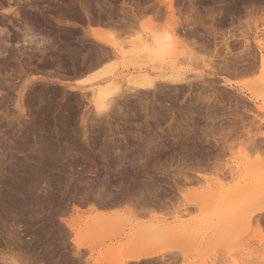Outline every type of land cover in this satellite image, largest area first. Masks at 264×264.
<instances>
[{
	"label": "rangeland",
	"instance_id": "374dc122",
	"mask_svg": "<svg viewBox=\"0 0 264 264\" xmlns=\"http://www.w3.org/2000/svg\"><path fill=\"white\" fill-rule=\"evenodd\" d=\"M32 1V5L20 7L28 16L35 9V17L26 18L30 23L39 20L36 25L31 23L35 41L47 39L42 40L47 42L44 44L32 39L33 47L24 44L21 25L6 14L14 9L12 2L2 0L5 6L0 9L8 15L3 14V19L0 14L6 22L0 37L8 38L0 45V255L6 252L2 258L19 256L21 260L26 256L33 264H94L96 260L115 264L117 260L106 255L107 248L130 236L148 238L150 226L156 224L168 232L167 239H156L160 243L157 249L172 252L164 250L161 260L140 264H162L171 255L178 256L176 264H264V213H258L264 196L260 195L264 185V112L256 108L264 107L260 64V56L264 58V0H173V13L166 11L160 0ZM7 19L12 26H5ZM109 23L114 25H104ZM141 25L159 30L158 35L170 34V54L164 50L153 57L155 62L143 57L145 64L142 60L138 64L137 59L132 64L134 56L129 58L126 42L133 39L134 30L148 29ZM10 34L21 37L16 39L18 44L9 39L13 37ZM95 36L120 45L114 62L104 57L113 53L111 47ZM225 42L231 52L226 57ZM256 42L261 45L259 50ZM68 51L73 53L71 59ZM172 62L174 73L190 85L171 86L160 81L154 91L127 90L134 68L142 66L153 76L168 72L159 68ZM218 64H226L228 71L219 69ZM110 68L112 78L104 74ZM85 76L95 81L80 82ZM118 76L121 79L117 80ZM114 79L120 81V89L114 87L119 95L114 93L101 115L91 100L92 91L102 82L116 83ZM208 96L214 101H199V97ZM207 116L214 123L208 122ZM251 139L261 143L259 152L249 148V143L255 142ZM215 167H224L223 174ZM199 173L205 174L203 179ZM245 186L248 189L243 192ZM28 197L33 199L28 202ZM103 202L110 206L104 208ZM244 208L245 218L241 215ZM236 212H240L237 219L242 225L238 220L231 234L230 225L224 223H236L237 219H232ZM248 214L255 215L251 221ZM224 227L230 235L224 234L228 233ZM221 231L220 241L216 237L218 241L211 245L210 238ZM188 237L197 242L190 243ZM205 243L211 247L205 248Z\"/></svg>",
	"mask_w": 264,
	"mask_h": 264
},
{
	"label": "bare ground",
	"instance_id": "6f19581e",
	"mask_svg": "<svg viewBox=\"0 0 264 264\" xmlns=\"http://www.w3.org/2000/svg\"><path fill=\"white\" fill-rule=\"evenodd\" d=\"M1 2H2V0H0ZM4 1V0H3ZM12 2L11 4H13V7H14V9L12 10H8V11H6V14H8V15H12V17H14V19H16L17 20V22L21 25V27H22V30H21V32H22V38H21V40L24 42V44H25V42H27L28 43V46L29 45H31V44H33V40L32 39H34V41H35V38H33L34 36L32 35V25H36L35 23H36V21H37V23H38V21L39 20H34V24L32 23V25H31V23L26 19V18H28L29 16H33V17H35L34 15H33V12H35V9H34V11H32V15H30L29 13V16L26 14L28 11H23L22 9H24V7H26L27 5L29 6L30 4H31V2H33L32 0H24V2H21V4H20V1H23V0H8L7 2H8V4H9V2ZM36 1V0H35ZM34 1V2H35ZM160 1H162V2H160V5L161 6H164V7H166V11H168L169 13H173V0H160ZM208 1V0H207ZM7 2H6V0H5V4H7ZM40 2V1H39ZM4 4V2H2V4L0 3V9H1V6H5V5H3ZM33 4V3H32ZM31 4V5H32ZM16 7H15V6ZM21 5H23L24 7L22 8V7H20ZM8 6V5H7ZM12 6V5H11ZM8 7H10V6H8ZM7 7V8H8ZM4 8V7H3ZM60 7H58V9H59ZM161 8V7H160ZM160 8H158V10H159V12H160ZM29 9H31V7L29 8ZM84 10L86 11V9L84 8ZM3 11L5 12V10L3 9ZM30 11V10H29ZM40 11V10H39ZM0 12H2V11H0ZM3 12V14H5ZM158 11H155V14L157 13ZM39 12H37L36 13V15H39L38 14ZM1 14V17L3 18L4 17V15L2 14V13H0ZM5 14V15H6ZM42 14V13H41ZM44 14V13H43ZM42 14V15H43ZM64 14V13H63ZM71 14V13H70ZM88 14V13H87ZM8 15H6V16H8ZM26 15H27V17H26ZM72 15V14H71ZM160 15V14H159ZM60 16V15H59ZM140 16V15H139ZM158 16V15H157ZM44 17V16H43ZM71 17V16H70ZM152 17V16H151ZM2 18L0 19V34H1V37H3V35H2V33L3 32H5L6 30H4L3 31V29H1L2 27V25H4V23H6L5 22V20H4V23H3V20H2ZM6 18V17H5ZM5 18H3V19H5ZM30 18V17H29ZM28 18V19H29ZM38 19H39V16L37 17ZM42 17H41V15H40V19H41ZM130 18H132V17H130ZM158 18V17H157ZM171 18H173V16L171 17ZM31 19L33 20L34 18H32L31 17ZM30 19V20H31ZM44 19H45V17H44ZM43 19V20H44ZM66 19V18H65ZM74 19V18H73ZM128 19V18H127ZM139 19V18H138ZM155 19V18H154ZM42 20V19H41ZM49 20V19H48ZM69 20V19H68ZM120 20V19H119ZM170 20V19H169ZM174 20V19H173ZM7 21H8V19H7ZM45 21V23H48L49 24V21L47 22L46 20H44ZM59 21V20H58ZM96 21H99V20H96ZM108 21V20H107ZM110 21V20H109ZM108 21V22H109ZM134 21V20H133ZM139 21V20H138ZM176 21V20H175ZM175 21H173V22H175ZM12 21L10 20V23H11ZM42 22V21H41ZM41 22H39V24L41 23ZM119 22V21H118ZM122 22V21H121ZM129 23H130V21H128ZM127 22V23H128ZM172 21H170L169 23H171ZM9 23V21L7 22V24H5V26L6 25H8V24H10ZM45 23L43 22V24L45 25ZM91 23V22H90ZM97 23V22H96ZM103 23V22H102ZM122 23H126V22H122ZM136 23V22H135ZM177 23H179V21L177 20ZM176 22H175V24H177ZM42 24V23H41ZM47 24V25H48ZM98 24V23H97ZM96 24V25H97ZM110 24L111 23H109V24H104V25H109L110 26ZM113 24V23H112ZM112 24H111V26L110 27H112ZM173 25H174V23H172ZM47 25H45V26H47ZM114 25V24H113ZM116 25V24H115ZM133 25H134V23H133ZM169 25V24H168ZM171 25V24H170ZM10 26H12V23H11V25ZM14 26V25H13ZM41 26V25H40ZM50 26V25H49ZM122 26H125V25H123L122 24ZM129 26H132V25H130L129 24ZM135 26V25H134ZM145 27V28H148V27H146V25L144 26V25H141L140 27ZM16 27V26H15ZM14 27V28H15ZM36 28H37V26H35ZM42 27V26H41ZM44 27V26H43ZM108 27V26H107ZM126 27V26H125ZM127 27H128V25H127ZM150 27V26H149ZM176 27L177 28H175V29H178V27H179V25L177 26L176 25ZM6 28V27H5ZM18 28L19 27H17V30H18ZM115 28H116V26H115ZM121 28V27H120ZM131 28V27H130ZM134 29V28H133ZM144 28H142L139 32H136V33H134L135 32V30H134V32H133V35H134V37H133V39L130 41L129 40V42L127 41L126 42V45H128V46H130V48H132L131 50L132 51H130V48L128 49V51L130 52L129 53V55H130V59H131V55L132 56H134L132 59L134 60V63L132 62V64H136V62H137V60H138V62H139V60H142V62L145 64V61H143L144 60V58H147L148 59V61L149 62H155V61H152L153 60V57L154 58H156L157 56H161V54H162V51H164V50H167V52H168V54H170L169 52H170V50H169V47L171 46L170 44V42L172 41V39H173V37L170 35V34H168V33H166V32H164V34L162 35H158L159 33H158V31L159 30H157V31H155L156 29H152L151 30V28H148V29H145L146 31H144L143 30ZM170 29V28H169ZM180 29V28H179ZM179 29H178V31H179ZM15 30V29H14ZM90 30V29H89ZM112 30V29H111ZM152 31V32H147V31ZM154 30V31H153ZM173 30H174V28H173ZM16 31V30H15ZM19 31V30H18ZM88 31V30H87ZM123 31H125V30H123ZM168 31H170V30H168ZM119 32V31H118ZM122 32V31H121ZM173 32H175V31H173ZM172 32V33H173ZM176 32H177V30H176ZM175 32V33H176ZM20 33V32H19ZM34 33V32H33ZM49 33H51V32H49ZM120 33V32H119ZM132 33V32H131ZM157 33V34H156ZM16 34V33H15ZM39 34V33H38ZM53 34V33H52ZM93 34H96L95 32L93 33ZM128 34V33H127ZM174 34V33H173ZM6 35H8L9 36V34L7 33ZM5 34H4V36H6ZM11 35V34H10ZM36 35H37V33H36ZM51 35V34H50ZM56 35V34H55ZM97 35V34H96ZM11 36H13V34L11 35ZM16 36H18V33H17V35ZM15 35L13 36V37H9V39L10 38H12V39H14V41H16V43L18 44V42H17V40L16 39H18L17 37H16ZM19 36H21V33L19 34ZM44 36V35H43ZM47 36V35H46ZM174 36V35H173ZM194 36V35H193ZM0 37V45H2V44H6V42L8 41V38L7 37H5V40L4 39H2ZM49 37V36H48ZM48 37H46V38H48ZM52 37V36H51ZM92 37V36H91ZM96 37V36H95ZM20 38H19V40H20ZM37 38H39V36L37 35ZM40 38H43L42 36H40ZM102 38V37H101ZM50 39H52V38H50L49 37V40ZM96 39L97 40H99V42H101V41H103L104 43H105V45L106 44H108L110 47H111V49H112V51H113V53H111V55H107V57L106 56H104L106 53H103L104 55H102V56H104L106 59H107V61H111L112 60V58L114 57V58H117L116 56H118L117 54H118V49L117 48H121L120 47V45H118L119 47H116V45L114 44V42H112V41H110V39H107V40H109V41H105V39L104 38H102V40L101 39H99V38H97L96 37ZM232 39V38H231ZM243 39V38H242ZM245 39V38H244ZM44 40H47V39H41V41L40 40H38V39H36V41H38V43H39V41L41 42V44H44V43H47V42H44V43H42ZM59 40V39H58ZM245 40H247V39H245ZM10 41V40H9ZM35 41V42H36ZM96 41V40H95ZM64 42V41H63ZM19 43H21L20 41H19ZM35 44L34 43V46L35 45H40V44ZM48 43H50V41H48ZM65 43V42H64ZM128 43V44H127ZM228 42H225V47L226 48H224L225 49V57L227 56V55H231V52H230V49H228V44H227ZM246 43V42H245ZM23 43H22V45H24ZM97 44H98V42H97ZM123 44H125L124 42H123ZM246 44H248V41H247V43ZM9 45V44H8ZM7 45V46H8ZM49 45V44H48ZM100 45V44H99ZM107 45V46H108ZM122 45V44H121ZM125 45V46H126ZM255 45H256V47H257V49L258 48H260V44L259 43H255ZM26 47V46H22L23 48H25V50L26 49H28L29 50V47ZM32 46V45H31ZM31 46H30V48H31ZM37 46V47H38ZM46 46H47V44H46ZM58 46V45H57ZM65 46V45H64ZM33 47V46H32ZM39 47H43V46H39ZM45 47V46H44ZM48 47V46H47ZM53 47H54V45H53ZM98 47V46H97ZM35 48V47H34ZM100 48V47H99ZM168 48V49H167ZM171 48V47H170ZM202 48V47H201ZM204 48V47H203ZM2 49H4V48H2ZM31 49H33V48H31ZM39 49V48H38ZM98 49V48H97ZM123 49V48H122ZM121 49V52H120V54H122V52H123V50ZM1 50V49H0ZM35 51H36V48L34 49ZM49 50V49H48ZM47 50V51H48ZM82 50V49H81ZM81 50H80V52H81ZM98 50H100V49H98ZM259 50V49H258ZM1 51H3V50H1ZM51 51V50H50ZM100 51H102V50H100ZM6 52V51H5ZM69 52V51H68ZM79 52V51H78ZM78 52H77V54H78ZM105 52V51H104ZM44 53H46V52H44ZM44 53H43V55H44ZM108 53V52H107ZM165 53H166V51H165ZM1 54V53H0ZM72 54V55H71ZM71 54H70V52H69V57L70 58H68V59H71V56H73V53L71 52ZM138 56H137V55ZM141 54V55H140ZM2 55V54H1ZM35 55V54H34ZM49 55V54H48ZM67 55V54H66ZM71 55V56H70ZM126 55H128V54H124L123 56H126ZM55 56V55H54ZM53 56V57H54ZM59 56V55H58ZM96 56V55H95ZM140 56V57H139ZM141 56H142V58L143 59H141ZM178 56V55H177ZM28 57H30V56H28ZM60 57V56H59ZM62 57H64V56H62ZM138 57H139V59H138ZM216 57H218V56H216ZM220 57V56H219ZM31 58H32V56H31ZM67 58V57H66ZM74 58V57H73ZM72 58V59H73ZM100 58V57H99ZM102 58V57H101ZM113 58V59H114ZM50 59V58H49ZM62 59V58H61ZM75 59V58H74ZM95 59V58H94ZM97 59V58H96ZM103 59V58H102ZM135 59H137L136 61H135ZM220 59V58H219ZM223 59V58H222ZM221 59V60H222ZM116 60V59H115ZM31 61V60H30ZM38 61V60H37ZM46 61V60H45ZM99 61V62H98ZM98 61H96V62H98L99 64H101V62H100V60H98ZM103 61H105V60H103ZM113 62H114V60H112ZM131 61V60H130ZM159 61H160V59H159ZM19 62V61H18ZM51 62V61H50ZM106 62V61H105ZM131 63V62H130ZM129 63V64H130ZM163 63V62H162ZM99 64H97V65H99ZM138 64H142V63H138ZM167 64V63H166ZM170 63H168V66L166 65L165 67H164V65L162 66V67H160L159 69H160V71L163 69L164 70V68H165V71H168V72H165V71H163L162 70V72H165L164 74L163 73H159V75H157L156 73V75H150V72L148 71L149 69H146V68H144V69H142L141 67L142 66H140V67H136V68H134V73L132 74V75H129V78H128V80H127V83H128V89L127 90H129V88H131V91H132V89H137V90H141V92H142V90L143 91H145V90H147V91H149V90H153L154 91V89H155V87L157 86V82H160V81H165V82H168L171 86L173 85V86H177V85H185V84H189L188 82H186L187 80L186 79H184V77L181 79L179 76L180 75H176L175 73H174V71H175V68L173 67V62H172V65H169ZM260 64H261V70L264 72V58H263V56H260ZM46 65V64H45ZM210 65H215L214 63L213 64H210ZM219 65V64H218ZM42 66V65H41ZM44 66V65H43ZM90 66V65H89ZM93 65H91V67H92ZM95 66H96V64H95ZM115 66V65H114ZM87 67V66H86ZM97 67V66H96ZM96 67L94 68V66H93V68L92 69H96ZM99 67V66H98ZM111 67H113V66H111ZM219 69H222V70H227L228 71V67H227V65L225 64H220L219 66ZM36 68V67H35ZM114 68V67H113ZM113 68H112V70H111V68L109 69V70H107V71H109V72H107V73H104V72H102V73H104L105 74V76L106 75H112L113 73H112V71H113ZM22 69V68H21ZM29 69V68H28ZM50 69V68H49ZM83 69V68H82ZM86 69H90V68H86ZM92 69H91V71H92ZM99 69H100V67H99ZM43 70V69H42ZM71 70V69H70ZM111 70V71H110ZM74 71V70H73ZM78 71V70H77ZM99 71V70H98ZM157 71V70H156ZM159 71V70H158ZM159 71V72H160ZM215 71V70H214ZM219 71V70H218ZM217 71V72H218ZM241 71V70H240ZM239 71V72H240ZM43 72V71H42ZM69 72V71H68ZM71 72V71H70ZM85 72V71H84ZM130 72V71H129ZM132 72V71H131ZM130 72V73H131ZM152 72V71H151ZM154 72V71H153ZM152 72V73H153ZM177 73H178V71H176ZM238 72V71H237ZM236 71H235V73L236 74H238ZM29 73H31V72H29ZM28 73V74H29ZM78 73V72H77ZM81 73V72H80ZM158 73V72H157ZM232 73V72H231ZM241 73V72H240ZM34 74V73H33ZM52 74V73H51ZM86 74V73H85ZM233 74H234V72H233ZM71 75V74H70ZM79 75V74H78ZM84 75V74H83ZM103 75V74H102ZM24 76H26V74L24 75ZM50 76V75H49ZM77 76V75H76ZM113 76V75H112ZM112 76H111V78H112ZM121 76V78H124V77H122L123 75H120ZM120 76H118V79L115 77V79H117V80H119V79H121L120 78ZM212 76V75H211ZM97 77H100V74L97 76ZM27 79V78H26ZM114 79V81H116ZM126 79V78H125ZM188 79V78H187ZM28 80V79H27ZM105 80H107L106 78H105ZM95 81V78H93V79H89L87 76H85V78L83 79V80H81L80 82H82V83H90L91 84V82H94ZM97 81V80H96ZM103 81V80H102ZM101 81V82H102ZM112 81H113V79H112ZM202 81V80H201ZM111 82V81H110ZM202 82H204V81H202ZM106 83V82H105ZM118 85H117V84ZM116 83H114V82H112V83H109V84H103V82L101 83L102 85H99V83H98V87H97V89H94V91H92V96H91V100H92V102H93V104H94V106H95V109L97 110V113L98 112H101L102 110H106V108L108 107V102L114 97L113 95H114V93L116 92V91H118L119 89H120V81L118 82V81H116ZM201 83V82H200ZM126 84V83H125ZM160 84V83H159ZM167 84V83H166ZM202 84V83H201ZM26 85V84H25ZM93 85V84H92ZM116 85V86H115ZM190 85V84H189ZM188 85V86H189ZM198 85H200V84H198ZM118 86V88L119 89H116V88H114V87H117ZM120 86V87H119ZM127 86V85H126ZM208 86V85H207ZM23 87H25V86H23ZM167 87V86H166ZM206 87V86H205ZM211 87V86H210ZM74 88V87H73ZM78 88V87H77ZM127 88V87H126ZM161 88V87H160ZM163 88V87H162ZM25 89V88H24ZM79 89V88H78ZM78 89H76V90H78ZM184 89V88H183ZM193 89V88H192ZM80 90V89H79ZM194 92H195V90H193ZM207 91V90H206ZM84 92V91H83ZM129 92V91H128ZM134 92V91H133ZM133 92H131V93H133ZM213 92V91H212ZM118 93V95H119V91L117 92ZM124 93V92H123ZM130 93V94H131ZM177 93V92H176ZM193 93V92H192ZM197 93V92H196ZM195 93V94H196ZM139 94V93H138ZM179 94V93H178ZM214 94V93H213ZM20 95H21V93H20ZM123 95V94H122ZM142 95H143V93H142ZM209 95V94H208ZM113 96V97H112ZM116 96H117V94H116ZM202 96V95H201ZM20 97H22V96H20ZM122 97H124V96H122ZM198 97V96H197ZM209 97V96H208ZM212 97V96H211ZM111 98V99H110ZM169 98V97H168ZM203 98H205V97H203ZM213 98V97H212ZM110 99V100H109ZM114 99V98H113ZM112 99V100H113ZM215 99V98H214ZM214 101L213 99H211L210 97L209 98H205V99H202V97L200 98L199 97V101H202V103H204L205 101H206V103L208 102V104H209V102H212V101ZM218 100V99H217ZM198 101V102H199ZM248 101L249 102H254V100L253 99H248ZM217 102V101H216ZM218 103H219V101H218ZM220 103H221V101H220ZM254 103H256V101L254 102ZM110 104V103H109ZM112 104V103H111ZM215 104V103H214ZM217 105V104H216ZM219 105H223V104H219ZM196 106V105H195ZM203 106V105H202ZM208 106V105H207ZM211 107V106H210ZM217 108H218V105L216 106ZM209 108V107H208ZM256 108H257V110L259 111V112H264V107L263 106H257L256 105ZM228 109V108H227ZM209 110V109H208ZM103 112V111H102ZM102 112H101V115H102ZM209 112V111H208ZM103 113H105V112H103ZM191 113V112H190ZM96 114V113H95ZM107 114V113H106ZM169 114V113H168ZM207 114V113H206ZM190 115H192V117H193V113H191ZM209 115V114H208ZM98 116V115H97ZM100 116V115H99ZM167 116V115H166ZM208 117V116H207ZM230 119H231V117H230ZM173 120V119H172ZM191 120V119H190ZM208 122L210 121V122H212V123H214V119L212 120V119H210L209 117H208V119H206ZM192 121V120H191ZM217 121V120H216ZM231 121V120H230ZM236 121V120H235ZM189 122V121H188ZM220 123V122H219ZM183 124H185V123H183ZM208 124V123H207ZM186 125V124H185ZM188 125V124H187ZM194 125V124H193ZM213 125V124H212ZM220 125V124H219ZM229 125V124H228ZM191 126V125H190ZM215 126V125H214ZM194 127V126H193ZM229 127V126H228ZM171 128V127H170ZM189 128V127H188ZM181 129H183V128H181ZM207 129H208V127H207ZM211 129V128H210ZM180 131V130H179ZM193 131V130H192ZM204 131V130H203ZM209 131V130H208ZM175 132V131H174ZM182 132H183V130H182ZM218 132V131H217ZM186 133V132H185ZM193 133V132H192ZM195 133V132H194ZM209 133V132H208ZM213 133V132H212ZM188 134H190V133H188ZM211 134V133H210ZM216 133H214V135H215ZM221 134V133H220ZM220 134L218 135V136H220ZM205 135H207L206 133H205ZM212 135V134H211ZM213 135V136H214ZM223 135V134H222ZM262 135V137L264 138V135L263 134H261ZM202 136V135H201ZM200 136V137H201ZM191 137V136H190ZM177 138V137H176ZM202 138V137H201ZM207 138V137H206ZM211 138V137H210ZM210 138H209V140H210ZM216 138H218V137H216ZM222 138V137H221ZM197 139V138H196ZM215 140V139H214ZM213 140V141H214ZM251 140H253V139H251ZM211 141V140H210ZM217 141V140H216ZM253 141H255V140H253ZM212 142V141H211ZM250 142V141H249ZM256 142V141H255ZM255 142H252V143H249V148L251 149V150H253V151H258L260 148H261V143H255ZM260 142V141H259ZM217 143V142H216ZM219 143V142H218ZM248 148V149H249ZM259 152V151H258ZM192 161V160H191ZM181 162V161H180ZM185 162V161H184ZM196 163V162H195ZM181 164V163H180ZM191 164V163H190ZM196 165V164H195ZM186 166V165H185ZM190 166V165H189ZM192 166V165H191ZM200 166V165H199ZM205 166V165H204ZM204 166H203V168H204ZM214 166V165H213ZM212 166V167H213ZM211 167V166H210ZM216 167H217V165H216ZM215 167V168H216ZM182 168V167H181ZM200 168H202V166L200 167ZM202 168V169H203ZM218 168H220V169H215L216 170V172H218L219 173V175H221V174H223V170H224V167L223 168H221V167H218ZM27 169V168H26ZM28 170V169H27ZM208 170V169H207ZM212 170V169H211ZM214 170V171H215ZM229 170V169H228ZM183 171H184V169H183ZM186 171V170H185ZM191 171V170H190ZM193 171V170H192ZM199 171V170H198ZM201 171V170H200ZM204 172V171H203ZM215 172V173H216ZM183 173V172H182ZM185 173V172H184ZM183 173V174H184ZM205 173H207V172H205ZM229 173V172H228ZM179 174V173H178ZM195 174V173H194ZM205 175V174H204ZM204 175H201L200 173L198 174V177L199 178H201V179H203L204 178ZM218 175V174H217ZM216 175V176H217ZM230 175V174H229ZM27 176V175H26ZM182 176V175H181ZM183 176H185V175H183ZM206 176H208V175H206ZM219 178H220V176H218ZM218 177H216V178H218ZM25 178V177H24ZM208 178H209V176H208ZM221 178H222V176H221ZM221 178H220V180H221ZM188 179V178H187ZM198 179V178H197ZM211 179V178H210ZM224 179V178H223ZM207 180V179H206ZM187 181V180H186ZM191 181V180H190ZM263 181V180H262ZM26 182V181H25ZM33 183V182H32ZM35 185V184H34ZM33 185V186H34ZM24 186H22V188H23ZM31 187V186H30ZM35 187V186H34ZM254 187H256V186H254ZM253 187V188H254ZM261 187V189H263V194H261L260 192H258L259 191V189H258V191H256L258 194L260 193V195H264V185H263V188H262V185L260 186ZM27 188V187H26ZM21 189V188H20ZM24 189H25V187H24ZM32 189V188H31ZM246 189H248L246 186H245V188H244V190H243V192L246 190ZM23 190V189H22ZM241 190V189H240ZM249 190H250V188H249ZM27 191H29V190H27ZM33 191H35V190H33ZM26 192V191H25ZM257 193L255 194V196H257ZM21 194V193H20ZM35 194V193H34ZM34 194H32V195H34ZM239 194H241V193H239ZM25 195V194H24ZM27 196H30V195H28L27 194ZM26 196V197H27ZM6 197H8V196H6ZM20 197V196H19ZM22 197V196H21ZM37 197V196H36ZM18 198V197H17ZM32 198V197H31ZM31 198H27L28 199V202H29V199H31ZM230 198H233V197H230ZM257 198V197H256ZM262 198V200L260 201V203H261V205H260V208H259V214H263L264 213V196L262 197H260V199ZM8 198H6V200H7ZM14 199V198H13ZM13 199H12V201H13ZM25 199V198H24ZM33 199V198H32ZM260 199H257V200H260ZM9 200H11V198H9L8 199V201ZM16 200V203H17V199H15ZM36 200H37V198H36ZM36 200H34V201H36ZM43 200V199H42ZM144 200V199H143ZM256 200V201H257ZM8 201H6L7 203H9ZM27 201V200H26ZM32 201V200H31ZM41 201V200H40ZM98 201V200H97ZM211 201V200H210ZM14 202V201H13ZM42 202V201H41ZM118 202V201H117ZM147 202V201H146ZM258 202V201H257ZM20 203H22V202H20ZM20 203L18 204V206L20 205ZM37 203V202H36ZM95 203V202H94ZM105 203V204H104ZM123 203V202H122ZM128 203V202H127ZM142 203H144L143 201H142ZM12 204V203H11ZM23 204V203H22ZM21 204V205H22ZM103 205H105V207L104 208H106V205H108V203L107 202H103L102 203ZM110 204V203H109ZM114 204H117V203H114ZM138 204V203H137ZM31 205V204H30ZM95 205V204H94ZM93 205V206H94ZM122 205V204H121ZM131 205V204H130ZM143 205H145V204H143ZM234 205V204H233ZM12 206H13V204H12ZM15 206V205H14ZM18 206H16L17 208H18ZM99 206V205H98ZM108 206H110V205H108ZM107 206V207H108ZM113 206V205H112ZM20 207V209H21V206H19ZM22 207H23V205H22ZM95 207V206H94ZM13 209V208H12ZM23 209V208H22ZM110 209V208H109ZM26 210V209H25ZM243 209H241L240 211H242ZM22 211V210H21ZM142 212H144V209H142L141 210ZM246 211V209L244 208V211L243 212H241V215H242V213H244ZM145 213V212H144ZM235 215L233 218H232V215ZM230 217L228 216L227 217V219H230V218H232V219H237V214L238 215H240V212H236V213H233ZM245 215V214H244ZM244 215H242L243 216V218H245V216ZM247 215V214H246ZM250 215H251V213H250ZM249 214H248V216L249 217H247L248 219H250V221L254 218V216H253V218H252V216H250ZM240 218L242 219V217L240 216ZM246 218V219H247ZM252 218V219H251ZM247 219V220H248ZM257 219V218H256ZM238 220L239 219H237L236 220V223H234V221L233 220H230L231 222L233 221V225L231 224V222H226L225 221V223H224V225H226L227 224V226H229L230 225V228H231V230H229L230 232L232 231V226H235L236 227V225H234V224H239V222H238ZM246 220V221H247ZM240 221V220H239ZM255 221H257V220H255ZM238 222V223H237ZM229 223V224H228ZM240 223H241V221H240ZM244 223V222H243ZM258 224V228L259 229H262V225L261 224H259V223H257ZM240 225H242V223L240 224ZM217 226H219V224H217ZM226 226V227H227ZM149 227V226H148ZM216 227V226H215ZM220 227H221V225H220ZM239 228H240V226H238ZM243 227V226H242ZM198 228V227H197ZM239 228H237V229H234V230H238ZM244 228V227H243ZM243 228H242V230H243ZM147 229V228H146ZM217 229V228H216ZM219 229V228H218ZM222 229V228H221ZM220 229V230H221ZM148 230V229H147ZM194 231H195V229H193ZM199 230V229H198ZM219 230V231H220ZM225 230V227L223 228V231ZM228 230L226 231V232H228ZM263 230V229H262ZM261 230V231H262ZM110 231V230H109ZM112 231V230H111ZM149 231H150V236L145 232V234H147L149 237L148 238H146L144 235V238L143 237H139V236H133V237H131L130 235V237H127V239H125L124 241H118V243L117 244H115V245H113V246H111V247H109V248H107V254L106 255H108V258L109 259H111L112 261L114 260V261H116V263L115 264H140V263H144V262H149V261H156V259L157 260H161V258H162V256H163V254H165V252H169V251H171V249L169 250V251H167L166 249H163V252H160L158 249H157V246H158V244H160V243H158L157 242V240L156 239H158V240H162V239H164L168 234V232L166 231V230H164L163 228H161V227H158L156 224H152L151 226H150V228H149ZM170 231H171V229H170ZM197 231V230H196ZM201 231V230H200ZM223 231H221V232H219L218 234H216V235H213V237H211L210 238V240L213 242L214 240V243H212L211 241H209V245H210V242H211V245H214L215 243H216V240L218 239L219 240V237L218 236H220L222 233H224ZM121 232V231H120ZM137 232V231H136ZM198 232V231H197ZM214 233H215V231H213ZM238 232V231H237ZM239 232H240V230H239ZM1 233H2V230H1ZM12 233V232H11ZM170 234H171V232H169ZM181 233V232H180ZM213 233V234H214ZM233 232H231V234H232ZM241 233V232H240ZM3 234H4V232H3ZM10 234V233H9ZM189 234V233H188ZM199 234V233H198ZM220 234V235H219ZM226 236L227 235H230L229 234V232L228 233H224ZM223 234V235H224ZM239 234V233H238ZM237 233L235 234V236L236 235H238ZM6 235H8V234H6ZM116 235V234H115ZM178 236H179V234H177ZM195 235V234H194ZM224 235V236H225ZM5 236V235H4ZM183 236V238H187V237H184V235H182ZM187 236V235H186ZM189 236H190V234H189ZM215 236V237H214ZM226 236H225V238H226ZM234 236V237H235ZM14 237V236H13ZM124 237V236H123ZM192 237H193V235H192ZM217 237V239H215ZM10 238V237H9ZM161 238V239H160ZM189 238V237H188ZM212 238H214L213 240H212ZM229 238H231V237H228V239ZM166 239H167V237H166ZM165 239V240H166ZM192 239V238H191ZM195 239V238H194ZM236 239V238H235ZM10 240V239H9ZM17 240V239H16ZM122 240V239H121ZM184 240V239H183ZM186 240V239H185ZM189 240H190V238H189ZM217 240V241H218ZM227 240V239H226ZM18 241V240H17ZM164 241V240H163ZM162 241V242H163ZM182 241V240H181ZM187 241H188V239H187ZM197 242V240L195 241V240H190L189 242L191 243V242ZM220 241V240H219ZM230 241V240H229ZM16 242V241H15ZM161 242V243H162ZM189 242H188V244H189ZM206 242H208L207 240H206ZM233 242H235V240H233ZM18 243H19V241H18ZM183 243V242H182ZM186 243V242H185ZM0 244H2L1 242H0ZM163 244V243H162ZM196 244V243H195ZM194 243H193V245H194V247L196 246ZM206 244V243H205ZM192 245V244H191ZM204 245V244H203ZM207 245V244H206ZM17 246V245H16ZM189 246V245H188ZM187 246V247H188ZM160 247V246H159ZM186 247V248H187ZM206 247H211V246H205V248ZM191 248H193V247H191ZM205 248H201L202 250L203 249H205ZM190 249V248H189ZM164 250H165V252H164ZM185 250V249H184ZM187 250V249H186ZM194 250V249H193ZM0 251H2V250H0ZM161 251H162V249H161ZM172 252V251H171ZM171 252H169V253H171ZM175 252V251H174ZM2 253V252H1ZM5 253V255H6V252H4ZM12 253V252H11ZM173 254V253H172ZM4 255V256H5ZM15 255V254H14ZM169 255H171V254H169ZM175 255H177V254H175ZM179 255V254H178ZM3 255L1 256L0 255V257H1V263L3 264H33V262H31V261H29L27 258H26V256H25V258H23L22 256V258L23 259H21V260H19L20 258H19V256L18 257H16V259H15V257L13 256L12 258H8V256H7V258H2V257H4ZM11 256V255H10ZM9 256V257H10ZM166 257V256H165ZM178 257V256H177ZM177 257L176 256H173V255H171L170 257H168V258H164L165 260L164 261H161L162 262V264H174L175 262H177ZM186 257V256H185ZM18 258V259H17ZM7 259V260H6ZM2 260H4V261H2ZM32 260V259H31ZM163 260V259H162ZM180 261V260H179ZM160 262V261H159ZM64 263V262H63ZM105 263V262H104ZM110 264H111V262H109ZM150 263V262H149ZM157 263V262H156ZM35 264V263H34ZM94 264H103L102 262H99V261H95L94 262ZM176 264V263H175Z\"/></svg>",
	"mask_w": 264,
	"mask_h": 264
}]
</instances>
